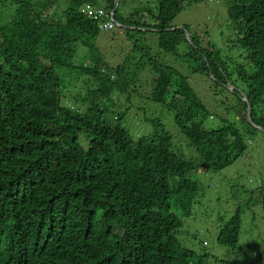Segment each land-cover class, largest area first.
<instances>
[{"label": "trees", "instance_id": "1", "mask_svg": "<svg viewBox=\"0 0 264 264\" xmlns=\"http://www.w3.org/2000/svg\"><path fill=\"white\" fill-rule=\"evenodd\" d=\"M157 1L158 47L176 53L189 40L167 28L192 0ZM126 3L119 0L116 20L139 26L123 16ZM115 7L116 0H0V264H231L208 251L197 259V245L213 239L247 256L244 264H263L264 248L241 241L242 208L213 218L190 173L233 164L264 133V0H228L232 56L222 59L210 35L189 41L190 56L201 60L192 71L235 94L226 98L242 129L230 120L208 128L199 92L158 53L138 60L141 72H153L139 84L127 60L112 67L95 58L91 40ZM82 45L93 63L72 67ZM74 72L92 81L71 107L62 95ZM145 86L168 116L135 136L124 113L110 111L124 92L141 96ZM202 207L204 222L185 225Z\"/></svg>", "mask_w": 264, "mask_h": 264}, {"label": "rangeland", "instance_id": "2", "mask_svg": "<svg viewBox=\"0 0 264 264\" xmlns=\"http://www.w3.org/2000/svg\"><path fill=\"white\" fill-rule=\"evenodd\" d=\"M133 2L139 3L137 6H144L147 10L146 12L139 11L135 13L136 20L147 21L148 23L155 22L156 0H133ZM3 11L0 8V17L3 15ZM5 11L8 12L9 10ZM132 11L126 12L125 8H122L124 17L129 16ZM108 21H105V23ZM230 22L228 0H192L185 3L183 10L169 25L183 27L188 40L189 35L195 36L198 34V37L202 38V43H204L205 38L207 40L210 35L215 42V47L221 50V58L224 59L227 55L232 56L233 51L235 28L233 29ZM158 38L159 33L157 31H128L125 28L116 26L110 31H102L96 44L101 47L104 59L112 67L121 63L124 57L131 56L134 60L144 61L147 57L153 58L152 55L158 53L160 61L173 66L180 73L188 76L191 85L199 92L205 104V111L211 114V118L206 121L208 128L222 126L229 120L235 122L236 111L229 109L228 98H226L235 96V94L229 93L221 85L218 86L220 91L217 90L215 84L210 81L207 75L192 71L193 66L201 60L198 53H195L194 57L190 56L189 52L193 50L189 45L190 40L181 42L178 45L177 52L171 53L164 50L160 51ZM82 50L87 51L88 48L83 45L80 47L75 57L76 63L82 64L87 61L86 57L81 55ZM127 60L130 62L129 59ZM144 66L146 65L143 63L140 65L135 64L133 59L127 66L130 74L136 77L134 84H139L141 77L147 80L151 78L152 70L145 69L141 72V68ZM140 73H142V76ZM147 91H150V89L147 90L145 86L141 96L136 89L128 94L125 93L123 102L118 103L110 111L111 114L124 113L122 123L130 128L135 136L149 132L153 127V119L158 116L164 119L168 116V110L160 102L155 101L152 96L149 97L146 94ZM226 113H228L229 119L224 118ZM235 123L238 128L242 129V124ZM249 144V149L233 164L217 171L200 169L191 172L190 176L201 188L203 187L201 192L205 195L204 204L207 205L205 208L211 212L216 210L212 215L213 218L217 216V213L229 211L230 214L241 207L242 212H244L241 241L245 242V246L249 243H255L257 246L264 248V133H256L250 139ZM239 192L242 193L239 194ZM205 208L202 207L199 210L196 218H186L185 225L204 222L202 213L205 212ZM210 217L211 215L207 216L206 222H209ZM210 233H203L201 238H206ZM194 242L201 244L200 240H194ZM203 247L197 245V259L200 257L203 259L205 251L217 254L220 259L227 260L231 264H244L247 258V256H240L237 249L234 252L232 247L218 245L215 239L209 241L204 247L205 250ZM251 248L248 249V253L255 249L252 246ZM210 262L211 264H228L224 262L216 263L213 258L210 259Z\"/></svg>", "mask_w": 264, "mask_h": 264}, {"label": "clouds", "instance_id": "3", "mask_svg": "<svg viewBox=\"0 0 264 264\" xmlns=\"http://www.w3.org/2000/svg\"><path fill=\"white\" fill-rule=\"evenodd\" d=\"M157 1V0H156ZM186 3V2H185ZM185 3H184V6H185ZM137 4H139V3H136V6H137ZM118 6V5H117ZM184 8V7H183ZM136 11L137 12H139V11H141V12H146L147 10H146V8L144 7V6H137L136 7ZM183 10V9H182ZM181 10V11H182ZM180 11V12H181ZM179 12V13H180ZM178 13V14H179ZM158 14H159V4H158V1H157V13L155 14V16H154V19H155V22L154 23H148L147 21H140L139 23H138V25L139 26H132V25H125L124 23H121V22H119V21H117L116 20V18H115V13H114V10L112 11V13L110 14V18H109V21L112 23V26L111 27H109V28H115L116 26H119V27H121V28H125L126 30L127 29H132V28H135V27H137L138 29H140V30H142V31H161V29L160 28H158L156 25L158 24ZM177 14V15H178ZM105 23V22H104ZM103 25V23L102 24H100V26H99V28H100V30H101V32L102 31H109L108 29L109 28H105V27H103L102 26ZM170 27H168L167 28V30H175V29H178V30H183V27H174L173 25H169ZM99 36V35H98ZM98 38V37H97ZM97 38H93L92 40H91V42H92V46H94V45H97L96 44V42H97ZM189 40H191V35H189ZM89 49H90V47L89 46H87ZM91 81H92V79L88 76V75H84V76H82V77H80V74L79 73H77V75H76V77H75V79L73 80V82L71 83V84H68L67 85V87L65 88V91H64V93L65 94H67L68 95V97H74L75 95H78L79 97H82V98H84V97H86L87 96V94H88V90H89V88L91 87ZM248 98V97H247ZM245 99H246V97H245ZM247 100V99H246ZM66 101V103L69 105V106H71V107H75V105H74V98H73V100L71 101V100H65ZM248 101V100H247ZM81 103V102H80ZM250 103V102H249ZM251 104V103H250ZM84 105V108H86V104H83ZM251 109H252V106H251ZM248 113H249V107H248ZM250 114H251V110H250ZM251 118V117H250Z\"/></svg>", "mask_w": 264, "mask_h": 264}, {"label": "crops", "instance_id": "4", "mask_svg": "<svg viewBox=\"0 0 264 264\" xmlns=\"http://www.w3.org/2000/svg\"><path fill=\"white\" fill-rule=\"evenodd\" d=\"M118 4H119V2H118ZM117 4V5H118ZM63 5H62V3H59L58 4V6L56 7V10H58V11H60L61 12V10L63 9ZM136 3H134L133 2V0H127V3H126V5H125V11L126 12H129V11H132V12H130L129 13V16H131L134 20H136L135 19V13H137V9H136ZM55 10V9H54ZM53 10V11H54ZM114 10V9H113ZM112 10V11H113ZM124 16V15H123ZM129 16H127V17H129ZM138 23L140 22V21H138V20H136ZM84 47H86V48H88L87 46H85L84 45ZM89 49V48H88ZM94 49H96L97 50V53L95 54V58H97V59H99V58H101L103 61H106L105 59H104V55H103V51H102V49H101V47H99L98 45H94ZM86 52V54H84ZM81 55H83V56H85L86 57V59H87V61L85 62V63H82V64H84V65H86V63H89V64H92L93 63V61H92V59H93V57H92V53L89 51V50H87V51H85V50H82V52H81ZM127 59H129L130 60V62H131V60L133 59V61H134V63L135 64H138V60L139 59H137V60H134V58L133 57H131V56H129V57H124V59H123V61L124 60H127ZM122 61V62H123ZM128 61V60H127ZM129 62V63H130ZM79 65H81V64H79V63H76L75 62V59H74V62H73V65H72V67H76V66H79ZM103 69V68H102ZM141 74V76H142V73H140ZM76 75H77V72H74V73H72V75L70 76V80H68L67 81V83L65 84V85H68V84H71L72 82H73V80L75 79V77H76ZM151 76H153V74L151 75ZM126 92H124L123 94H125ZM62 99L63 100H73V98L71 97H68V95L67 94H65V93H63V95H62Z\"/></svg>", "mask_w": 264, "mask_h": 264}, {"label": "water", "instance_id": "5", "mask_svg": "<svg viewBox=\"0 0 264 264\" xmlns=\"http://www.w3.org/2000/svg\"><path fill=\"white\" fill-rule=\"evenodd\" d=\"M119 0H116V7L114 9V13L115 11L117 10V4H118ZM246 99L248 100V98L246 97ZM250 110H251V104L249 103V113H248V118L250 119L251 117V114H250Z\"/></svg>", "mask_w": 264, "mask_h": 264}, {"label": "built area", "instance_id": "6", "mask_svg": "<svg viewBox=\"0 0 264 264\" xmlns=\"http://www.w3.org/2000/svg\"><path fill=\"white\" fill-rule=\"evenodd\" d=\"M89 12L91 13V11L89 10ZM102 13V12H101ZM103 27H105V28H109V27H111L112 26V23L110 22V21H108L107 23H103V25H102Z\"/></svg>", "mask_w": 264, "mask_h": 264}]
</instances>
